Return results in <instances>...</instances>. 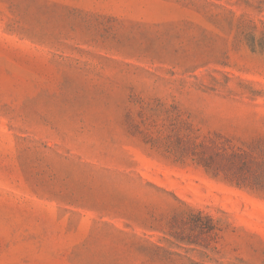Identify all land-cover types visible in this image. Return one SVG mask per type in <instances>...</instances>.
<instances>
[{"label":"rangeland","instance_id":"obj_1","mask_svg":"<svg viewBox=\"0 0 264 264\" xmlns=\"http://www.w3.org/2000/svg\"><path fill=\"white\" fill-rule=\"evenodd\" d=\"M248 34L264 36V0H0V264H264V195L124 125L158 100L201 139L263 146ZM182 204L216 222L210 248L157 230Z\"/></svg>","mask_w":264,"mask_h":264},{"label":"trees","instance_id":"obj_2","mask_svg":"<svg viewBox=\"0 0 264 264\" xmlns=\"http://www.w3.org/2000/svg\"><path fill=\"white\" fill-rule=\"evenodd\" d=\"M245 41L251 51L264 52L263 35L248 34ZM131 105L124 119L126 131L151 152L174 165L193 164L212 178L264 195V144L242 149L225 143L227 141L220 137L201 139L175 106H166L158 100L153 104L131 101ZM182 206L185 210H174L166 225L157 230L166 229L165 234L180 243L210 248L219 232L216 222L185 204ZM181 223H191L194 227L184 235V231L176 227ZM160 224L161 220L156 219L153 230ZM194 228H198V232Z\"/></svg>","mask_w":264,"mask_h":264}]
</instances>
